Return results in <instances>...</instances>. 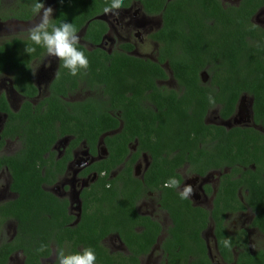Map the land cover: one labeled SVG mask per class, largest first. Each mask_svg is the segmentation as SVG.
I'll return each instance as SVG.
<instances>
[{
    "label": "trees",
    "instance_id": "obj_1",
    "mask_svg": "<svg viewBox=\"0 0 264 264\" xmlns=\"http://www.w3.org/2000/svg\"><path fill=\"white\" fill-rule=\"evenodd\" d=\"M131 1L133 0H123V6H128ZM143 1L148 3L151 9L159 10L164 8L166 2ZM201 1L203 4H198L197 7L182 6L176 10L170 8L171 3L166 4L163 10L166 13L165 29L156 35L162 44L160 63L168 60L177 79L184 81L190 92L191 89H199L201 70L207 65L211 66L210 73L213 72L216 82L223 84L221 87L226 90L222 94L219 92L217 96L219 102L225 103V118L230 116L229 109L233 108L242 92H248L255 97V112L259 115L257 122H260V119L264 121V29L251 22L253 15L264 7V0H245L239 7L226 9L217 0H198L199 3ZM110 3L111 0H56L55 23L68 21L74 24L78 33L90 22L85 38L98 45L106 28L95 18L100 16L103 8ZM32 14L30 0H20L17 7L6 8L0 1L2 22L10 19L25 21ZM202 16H206L208 22H203ZM181 22L182 25H190L191 29L187 34L175 27ZM28 46L36 47V52L28 55L25 52ZM78 47L89 60L87 72L82 70L77 76H72L61 61L59 75L62 84L60 85L59 79L55 80L48 97L36 107L27 100L19 114L11 113L6 100H1L2 108L10 114L6 130H14L12 133L22 131L25 149L17 157L0 158V167L7 165L11 169L15 181L13 188L19 193L16 201L0 205V264H8L9 258L17 251H22L26 258L25 264H41V258H49L54 247L56 251L64 250L66 255L75 254L84 248H92L96 255L95 264H115V260L108 255L101 241L116 232L126 238L135 255L129 263L118 264H139L138 255L148 251L146 244L149 245L153 240L150 238L154 225L150 219H143L138 215L136 204L139 194L145 190L153 191L160 182L164 184L169 180L168 176L173 167H164L163 161L167 159L162 156L163 151L151 149L153 162L146 175V186L132 177L129 166L123 171L126 176L122 185L112 184L111 188H108L105 178L98 179L91 190H86L83 195L84 212L75 226L72 224L74 218L67 212L66 201L61 202L42 188L43 184H52L55 181L50 168L53 158L51 156L46 159L44 154H52L51 149L61 135L72 134L76 136V142L86 140L95 148L101 132L118 127V120L108 114L110 106L102 100L103 97L109 96L115 107L129 113V134L118 135L116 140L109 137L105 139L109 148L111 147L113 158H117L118 162L123 160L127 151L128 139L134 138L135 129H141L140 123L145 124V130L149 134L159 136L162 150L163 144L175 145L183 138L185 144L187 140L188 145L195 148L202 135L213 133L212 130L215 129L204 124L205 104H202L201 97L193 92L191 102L194 109L187 108L182 98L159 94L160 97L154 99V104L160 116V129H154L153 122L158 119V115H154L155 111L145 107L142 101L150 96L148 91H152L151 96L161 92L147 78L149 73L160 78L165 77L160 67L125 55H117L113 59L100 49L90 52L81 45ZM178 49L182 52L179 53ZM45 54L46 50L32 45L28 37L5 40L0 44V77H11L18 91L28 98L35 97L37 88L32 80L31 64ZM87 73L91 76L88 83L96 98L83 104L63 101L61 96L66 97L68 93L77 90L78 79L81 78L82 81ZM131 77L134 78L131 80ZM94 84L97 87H93ZM128 93L130 97L126 96ZM164 132L169 135L167 141L164 140ZM141 136L138 135V138ZM177 137L181 140L175 141ZM260 137L263 135L241 130L240 142H234L229 136L223 150L225 154L233 155L234 149L237 148L247 156L253 147L255 155H260V152H263L258 147L257 139ZM147 138H150V135H146V142L154 143ZM43 168H46L44 174ZM97 168L99 173L110 170L106 164L98 165ZM51 177H54V181ZM253 186L257 188L254 189L255 201L264 204V186L259 184V180ZM233 187L236 185L233 184ZM233 191L228 188L225 190L228 196ZM169 192L172 193V190H168ZM183 201L185 203L183 202L182 207L187 209V201ZM225 202H228V199ZM261 211L263 212L256 218V225L264 228V209L261 208ZM175 218L177 224L182 222L183 217L179 212H176ZM8 219L14 220L18 227L12 241L2 238L3 224ZM139 224L148 225L145 233L134 231V227ZM41 245L46 247L43 251H37Z\"/></svg>",
    "mask_w": 264,
    "mask_h": 264
},
{
    "label": "flooded vegetation",
    "instance_id": "obj_2",
    "mask_svg": "<svg viewBox=\"0 0 264 264\" xmlns=\"http://www.w3.org/2000/svg\"><path fill=\"white\" fill-rule=\"evenodd\" d=\"M0 1L6 8L17 7L20 0ZM217 1L226 9L239 7L245 0ZM44 2L54 8L55 16L56 0H44ZM30 3L32 7L34 0H30ZM168 3L172 5L170 8L176 10L182 6L197 7L198 4L202 5L203 1L199 3L198 0H166L164 8L159 10L158 8L151 9L149 4L143 0H133L128 6L116 10L115 14L106 15L103 12L100 15L103 16L102 20L97 19L100 16L95 18L106 28L101 43L95 45L85 38L90 25L88 22L77 33L80 37L79 45L90 52L100 49L113 59L117 55H125L158 65L165 77L160 78L149 73L147 78L161 92L155 93L154 97L151 96L152 91H148L150 96H147L142 104L153 109L154 115H158L154 99L160 97L159 94L169 97L175 95L178 99L184 100L187 108L194 109L191 102L193 92L194 95L201 97L202 104H205L204 124L215 128L212 130L213 133L207 132L206 135H202L195 148H191L187 140L185 144V138H183L175 145L163 144L162 150L159 136L149 134L145 130V124L140 123L141 129H135L134 138L128 139L127 151L123 160L118 162L117 158H113L111 147L109 148L105 139L109 137L116 140L118 135L127 136L129 134V113L115 107L109 96L103 97L102 100L110 106L108 114L118 120V127L104 133L101 132L95 148H92L86 140L76 142L77 138L72 134L61 135L62 137L51 149L52 154H44L46 159L51 156L53 158V162L48 161V163H50L55 181L54 177H51L54 182L43 184L42 188L61 202L66 201L67 212L74 218L72 224L75 226L84 212L83 195L86 190H91L98 179L105 178L108 188H111L112 184L122 185L125 181L124 176H126L123 171L129 166L132 177L146 186V175L153 162L151 149L163 151L162 156L167 159L163 161L164 167H173L168 178L177 179L180 187L179 189L165 188L160 182L158 187L155 186V190H145L139 194L136 204L137 213L143 219H150L154 225L150 238L153 240L151 244H146V247H149L148 251L138 255L139 264H264V228L256 225V218L260 212H263L261 208L264 209V204L255 201L254 189L257 190V188L253 186L257 180L264 186V121L260 119V122H257L259 115L255 112V97L248 92H242L233 108L229 109L230 116L225 118V103L219 102L217 96L219 92L222 94L226 90L221 87L223 84L219 85L216 82L213 72L210 73L211 66L207 65L201 70L198 81L199 89L192 91L190 88V92L188 85L177 79L168 60L160 63L162 44L158 40L159 36L156 35L165 29L166 13L163 10ZM202 21L208 22V18L202 16ZM38 22V17L34 14L25 21L10 19L2 22L0 20L3 26L7 23L24 25V28L20 29L22 31L18 30V33H14L7 39L27 38L28 29ZM251 22L264 29V7L253 15ZM175 27L186 34L191 29L188 23L182 25V22ZM178 51L182 52L179 49ZM45 57L46 54L31 64L32 80L37 88L35 97L28 98L18 91L11 77H0V158L17 157L25 149L22 131L12 133L14 130H6L10 114L2 108V98L6 100L7 108L11 113L19 114L24 109L27 100L36 107L48 97L55 80L59 79L60 85L62 84L59 75L61 61L56 58L51 62L50 69H45L42 73L37 72V67L41 65L39 62ZM41 76L44 77L43 80H40ZM90 77L87 73L82 81L79 78L78 89L68 93L66 97L61 96V99L71 104L92 102V99L96 97L88 83ZM133 78L131 77V80ZM42 83L44 89L41 87ZM93 87L97 85L94 84ZM126 96L131 95L128 93ZM210 97L214 103L210 102ZM157 118L153 122L156 130L160 129V116L158 115ZM241 130L250 134L256 132L263 135L257 139L258 147L263 150L260 155H255L253 147L250 149V155L247 154V156L237 148L234 149L233 155L225 154L223 150L225 142L231 136L234 142L239 143ZM90 132L93 133L92 130ZM164 133V140L167 141L169 135L167 132ZM140 134L142 136L138 138ZM146 135H150L147 139L154 142L153 144L146 142ZM178 139L180 137H177L175 141ZM154 144H159V146ZM105 164L110 170L108 172L103 170L99 173L98 165L105 166ZM45 171L46 168H43L42 173L44 174ZM14 182L9 166L2 165L0 167V205L11 203L19 198V193L13 188ZM233 184L236 187H233ZM185 185H191L193 188V194L185 199L187 209H183L182 205L185 202L179 195V191ZM226 188L234 191L228 196L225 192ZM168 190H172V193H168ZM119 196L123 195L119 194ZM227 199L228 202H225ZM262 199L264 200V197ZM176 212L183 217L182 222L178 224L175 218ZM147 227L146 224H139L134 227V231L145 233ZM17 228L14 220H6L3 224L2 238L12 241L17 234ZM225 238H230L231 248L224 246ZM101 244L108 255L115 260V264L129 263L131 257L135 256L126 238L118 232L109 234L101 241ZM55 254L56 248L54 247L49 258H41V264H56ZM25 261L26 258L22 251H17L9 258L8 264H25Z\"/></svg>",
    "mask_w": 264,
    "mask_h": 264
},
{
    "label": "clouds",
    "instance_id": "obj_3",
    "mask_svg": "<svg viewBox=\"0 0 264 264\" xmlns=\"http://www.w3.org/2000/svg\"><path fill=\"white\" fill-rule=\"evenodd\" d=\"M123 0H111L108 6L103 8L104 14H115L116 10L121 9ZM54 8L46 5L44 0H34L32 12L38 17V23H35L28 29V39L32 45L39 46L46 50L47 57H53L62 61L63 67L68 70L72 76H77L80 72L86 71L89 67V60L85 53L78 47L80 37L74 24L63 21L59 24L54 20ZM25 52L31 55L36 52V47L28 46ZM210 102L214 103L213 100ZM163 187L179 189V181L175 178H169ZM193 194L191 185H185L180 191L181 199H187ZM224 246L231 248L230 238H225ZM45 245H41L37 251H43ZM56 264H95L96 255L92 248H84L75 254H65L64 250L56 251Z\"/></svg>",
    "mask_w": 264,
    "mask_h": 264
},
{
    "label": "rangeland",
    "instance_id": "obj_4",
    "mask_svg": "<svg viewBox=\"0 0 264 264\" xmlns=\"http://www.w3.org/2000/svg\"><path fill=\"white\" fill-rule=\"evenodd\" d=\"M21 28H24V25L21 26V24H18V23H7L5 24V26H3V24L0 23V43L1 42H4L5 40H7V38L9 37H12L14 33H18ZM14 30H17V31H14ZM22 31V30H20ZM20 37V35H19ZM109 46V45H107ZM147 48H151V46H147ZM47 60H49V62H47ZM55 58L53 57H45L43 60H41V62H39L41 65H39L37 67V72L39 73H42L43 71H45V69H50V67L52 66L51 65V62L54 61ZM43 76H41L40 80H43ZM42 82V81H41ZM44 84L42 83V86L43 89H44Z\"/></svg>",
    "mask_w": 264,
    "mask_h": 264
},
{
    "label": "water",
    "instance_id": "obj_5",
    "mask_svg": "<svg viewBox=\"0 0 264 264\" xmlns=\"http://www.w3.org/2000/svg\"><path fill=\"white\" fill-rule=\"evenodd\" d=\"M103 16L98 17L97 19L102 20Z\"/></svg>",
    "mask_w": 264,
    "mask_h": 264
}]
</instances>
